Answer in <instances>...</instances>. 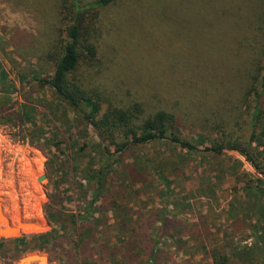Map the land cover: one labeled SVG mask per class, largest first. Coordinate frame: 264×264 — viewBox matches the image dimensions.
Masks as SVG:
<instances>
[{
    "label": "rangeland",
    "instance_id": "obj_1",
    "mask_svg": "<svg viewBox=\"0 0 264 264\" xmlns=\"http://www.w3.org/2000/svg\"><path fill=\"white\" fill-rule=\"evenodd\" d=\"M245 3L123 0L100 11L94 27L98 67L79 73H89L108 97L125 106L142 104L146 114L163 107L198 113L186 110L178 96L186 91L184 78L191 81L194 65L203 61L218 66L231 61L238 45L235 38L227 40L226 32L245 28ZM67 5L68 0H0V88L6 84L10 94L0 111V207L11 224L20 220L40 227L0 234V264H18L35 254L47 256L50 264L74 263L76 244L82 248L81 240L93 235L96 243L86 251L85 261L91 253L108 257L99 244L108 241L101 235L113 238L128 227L137 232L140 222V232H151L156 242L157 260L145 263L146 257L135 249L131 263L212 264V252L217 251L228 257V264H261L251 245L256 229L264 228V214L258 216L264 192L253 190L258 180L264 182V148L248 150L258 171L241 151H214L221 130L205 133L189 121L176 124L166 140L129 146L117 154L116 145L127 140L101 142L93 127L48 88L25 84L29 77L51 76L45 54L65 37ZM171 85L174 91L168 89ZM221 101L232 106L229 98ZM218 105L219 100L211 112ZM247 127L241 121L223 133L229 140L242 137L244 144ZM238 176L244 182L235 186ZM105 196L117 206L107 204ZM150 217L152 224H147ZM133 221L137 225L131 227ZM165 221L172 223L167 230L171 238L160 230ZM108 244L111 252L124 251L122 255L137 247L133 240L114 238Z\"/></svg>",
    "mask_w": 264,
    "mask_h": 264
},
{
    "label": "trees",
    "instance_id": "obj_2",
    "mask_svg": "<svg viewBox=\"0 0 264 264\" xmlns=\"http://www.w3.org/2000/svg\"><path fill=\"white\" fill-rule=\"evenodd\" d=\"M121 1L123 0H95L84 4L82 0H68V5L64 9V18L69 21V25L63 31L65 37L58 42V46H54L45 54L46 62L52 64L51 76L29 77L25 84L28 86L36 82L39 86L48 88L58 101L78 113L83 122L93 127L96 137L101 142L111 140L113 143L117 137L127 140L119 146L116 145L117 154L129 146H142L157 140H166L169 130L176 124L183 126L185 122L190 121L196 122L205 133H213L214 129L221 130L222 132L219 131L221 143L214 151L218 154L225 148L241 151L259 171L248 150L258 151L259 148H264V0H245L247 8L243 7L245 17L242 18L245 20V28L242 32L236 28L229 35L226 32L227 40L235 38L234 44L238 45L231 61L227 59L219 66L213 62L207 65L203 61L198 66L194 65L191 81L184 78L182 84L186 91L178 96L183 106L186 105V110L198 111L186 114L181 113V110L171 112L164 107L146 114L142 104L132 103L125 106L127 104L108 97L101 89L100 81L96 83V79L89 73V77L79 73L81 68L91 72L94 67H98V36L94 29L96 18H99L102 9ZM222 18L223 21L227 20L223 16ZM232 19L235 21L234 17ZM236 19L241 22L238 15ZM220 27L225 31L224 24ZM230 27L232 29V23ZM205 67L211 68L212 71L206 73L208 69ZM178 73L175 69V74ZM20 81L22 83L23 78ZM6 87L8 86L5 84L4 88H0V111L5 109L10 99ZM168 89L174 91L176 87L171 85ZM222 98H229L232 106L223 105L226 102L221 101ZM218 100L221 106L218 105V108L211 112V107ZM198 115H201L200 119L195 117ZM241 121L248 126L244 144L240 142L242 137L236 135L229 140L228 135L224 134L227 128L237 126ZM171 141L179 144L175 138ZM253 145L255 148H252ZM180 146L188 147L185 143H181ZM257 153L261 155L262 152ZM238 177L234 182L235 186L244 182L241 176ZM261 184L264 182L258 180L254 186L256 188L253 190L257 194L264 192V185ZM118 190L123 194V189ZM108 200L109 198L105 196L104 201L107 204L117 206V201L111 204ZM261 214H264V208L258 210V216ZM169 227L170 225L164 224L160 230L165 232ZM89 242L91 244L92 240ZM141 243L144 244L138 251L146 257L145 263L155 262L156 242ZM251 249L255 251L254 255L260 258L261 264H264V228L256 229ZM211 261L212 264H228V257L222 252L214 251Z\"/></svg>",
    "mask_w": 264,
    "mask_h": 264
},
{
    "label": "crops",
    "instance_id": "obj_3",
    "mask_svg": "<svg viewBox=\"0 0 264 264\" xmlns=\"http://www.w3.org/2000/svg\"><path fill=\"white\" fill-rule=\"evenodd\" d=\"M140 197H142V196H140ZM141 199V198H140ZM147 221H149L147 224H152V220H151V217L150 218H148L147 219ZM132 224V223H131ZM140 224H141V222L140 223H138V225L136 224V222H134L133 221V224L131 225V227H133V226H136L137 225V232H136V230L134 229V230H130L129 229V227L127 228V229H121V231L119 232L118 230H117V235L118 236H115V237H113L114 239H117V241L119 240H121V241H128V240H133L134 242H137V247H135L134 249H133V247L132 248H130V250L128 249V250H126L125 251V254L124 255H122V253L124 252H122L121 254H120V252L119 253H116L115 251H112L111 252V250H110V248H108V246H109V241L110 240H112L113 238L111 237V236H106V237H104L103 235H101L102 237H103V239H102V241L105 239L106 241H108V243H107V245L106 246H103L100 242H99V244H100V246L103 248V250L104 251H106L107 253H108V257H103V258H98V256L97 255H94L95 253H91V255H87V257H88V259L90 258L91 260H87V261H85V259H84V255L86 254V251L89 249V248H91V246L93 245V243H96L95 242V240L93 239V236H90V237H88V238H84V239H82L81 240V242L83 243L82 244V251H80V249H81V247L79 248V246L77 245L76 247H75V249H76V252H75V254L74 255H78V258H77V261H75L74 263L70 260V262H69V264H85V262H89V264H115V263H123V264H137V263H134V261L131 263V259H130V256H132V257H135L134 256V251H135V249H141V246L144 244V243H141V241H147L148 242V240H151V241H153V237L151 236L152 234H151V232H149V231H145V233H141L140 232V227H142V226H140ZM164 224L166 225H170V227L172 226V223H168V222H164V223H162V225H160V226H164ZM105 226V225H104ZM159 226V227H160ZM170 227L168 228V230L170 229ZM165 233V235L167 236V238H171V236H169L168 234H169V231H165V232H163V234ZM110 239V240H109ZM89 240H92V242H91V244H89L90 242H89ZM78 242V241H77ZM122 243H124V242H122ZM78 244V243H77ZM111 249H113V248H111ZM64 257H65V255H64ZM71 257H73V255H71ZM70 256H68V258H71ZM123 259H126L128 262H124L125 260H123ZM67 264H68V262H67Z\"/></svg>",
    "mask_w": 264,
    "mask_h": 264
},
{
    "label": "water",
    "instance_id": "obj_4",
    "mask_svg": "<svg viewBox=\"0 0 264 264\" xmlns=\"http://www.w3.org/2000/svg\"><path fill=\"white\" fill-rule=\"evenodd\" d=\"M39 181H42L43 178H39ZM0 215L2 217V221L4 222V226L0 228V234H6V233H13V234H19L23 230L34 228L36 225L31 222H24V221H18L15 225L11 224L3 215H2V210L0 207ZM1 220V219H0ZM0 221V222H2ZM43 261L46 264L49 263V259L47 256H40V255H28L23 258H21L18 262V264H25L30 261Z\"/></svg>",
    "mask_w": 264,
    "mask_h": 264
},
{
    "label": "bare ground",
    "instance_id": "obj_5",
    "mask_svg": "<svg viewBox=\"0 0 264 264\" xmlns=\"http://www.w3.org/2000/svg\"><path fill=\"white\" fill-rule=\"evenodd\" d=\"M0 219H1L0 221H2V217H1V215H0ZM2 222H3V221H2ZM39 228H40L39 226H38V227L35 226V230H39Z\"/></svg>",
    "mask_w": 264,
    "mask_h": 264
}]
</instances>
